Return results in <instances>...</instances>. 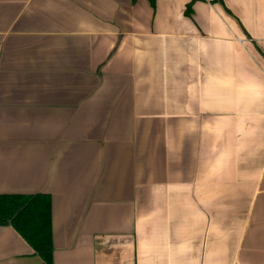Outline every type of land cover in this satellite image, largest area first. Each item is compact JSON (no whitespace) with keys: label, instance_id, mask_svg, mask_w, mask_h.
Listing matches in <instances>:
<instances>
[{"label":"crops","instance_id":"obj_1","mask_svg":"<svg viewBox=\"0 0 264 264\" xmlns=\"http://www.w3.org/2000/svg\"><path fill=\"white\" fill-rule=\"evenodd\" d=\"M36 194L53 264H264V0H0V195ZM0 264L45 262L0 226Z\"/></svg>","mask_w":264,"mask_h":264},{"label":"trees","instance_id":"obj_2","mask_svg":"<svg viewBox=\"0 0 264 264\" xmlns=\"http://www.w3.org/2000/svg\"><path fill=\"white\" fill-rule=\"evenodd\" d=\"M149 1L155 5L156 0ZM186 14H192V3L187 6ZM0 226L13 227L45 264H53L52 202L49 195H0Z\"/></svg>","mask_w":264,"mask_h":264}]
</instances>
